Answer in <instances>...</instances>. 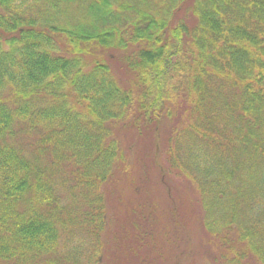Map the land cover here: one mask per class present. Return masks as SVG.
<instances>
[{"label":"trees","instance_id":"16d2710c","mask_svg":"<svg viewBox=\"0 0 264 264\" xmlns=\"http://www.w3.org/2000/svg\"><path fill=\"white\" fill-rule=\"evenodd\" d=\"M126 128L169 209L156 231L127 205L115 253L173 235L163 264H264V0H0V264L100 263Z\"/></svg>","mask_w":264,"mask_h":264},{"label":"rangeland","instance_id":"374dc122","mask_svg":"<svg viewBox=\"0 0 264 264\" xmlns=\"http://www.w3.org/2000/svg\"><path fill=\"white\" fill-rule=\"evenodd\" d=\"M120 76L122 77L123 74ZM140 134L132 128L123 129L120 133V144L125 148L129 168L127 171H120L119 174H114V179L106 185L107 206L110 212L108 228L109 234H111L110 237H107L108 246L105 244L104 249L101 247L102 256L99 264H163V258L168 254L172 255L171 250H174L172 248L173 235L170 236V240L167 241L166 245L160 249L158 243L159 237L156 234V243L150 237L147 244L144 242V244L139 245L131 243L129 249L123 251L121 256L115 253L117 247L114 246L115 241L113 239L115 235H118L117 231L120 233L124 229L130 228L131 223L137 221L136 213L133 211L129 212L128 207H126L127 205L130 206L132 203H137V201L141 202L140 206L143 209L141 213L143 216L149 213L153 217L154 220L151 226L157 227V229H154L156 231H158L159 225L164 224L167 219L169 196L167 197L163 184L161 182L158 183V170L154 161L155 158L153 159L152 157L158 154V158L162 159V150L159 147L157 148L155 138L151 141L147 135H144L145 133L141 134L144 136H140ZM168 181L173 182L172 190L175 191L174 193L186 199L189 193L188 184L186 185L188 183L187 180L175 177L171 180L168 179ZM145 198H148V200ZM148 201H151L155 205L154 209H148L150 206ZM184 207L186 205L182 206V211ZM149 215L147 216L149 217ZM193 235L194 230H189L187 236L188 243L196 249L194 259L196 262L201 263L204 259V253L202 254L199 243H197L198 240ZM193 237L195 238L193 239ZM184 239L185 236L182 242ZM186 239L185 241H187ZM158 249L160 250L157 251ZM165 263L171 264L172 260L168 259Z\"/></svg>","mask_w":264,"mask_h":264}]
</instances>
